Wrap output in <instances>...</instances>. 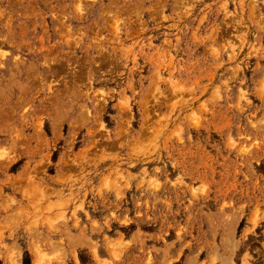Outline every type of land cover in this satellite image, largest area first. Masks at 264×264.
Wrapping results in <instances>:
<instances>
[{"label":"rangeland","instance_id":"1","mask_svg":"<svg viewBox=\"0 0 264 264\" xmlns=\"http://www.w3.org/2000/svg\"><path fill=\"white\" fill-rule=\"evenodd\" d=\"M0 264H264V0H0Z\"/></svg>","mask_w":264,"mask_h":264}]
</instances>
